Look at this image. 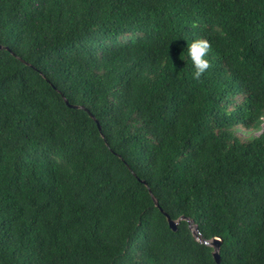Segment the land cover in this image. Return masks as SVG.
Segmentation results:
<instances>
[{
	"label": "trees",
	"instance_id": "trees-1",
	"mask_svg": "<svg viewBox=\"0 0 264 264\" xmlns=\"http://www.w3.org/2000/svg\"><path fill=\"white\" fill-rule=\"evenodd\" d=\"M0 45V264H264V0H0Z\"/></svg>",
	"mask_w": 264,
	"mask_h": 264
},
{
	"label": "clouds",
	"instance_id": "clouds-1",
	"mask_svg": "<svg viewBox=\"0 0 264 264\" xmlns=\"http://www.w3.org/2000/svg\"><path fill=\"white\" fill-rule=\"evenodd\" d=\"M211 43L207 39H196L192 41L188 46V57L190 58L194 71L192 73V78L199 80L201 76L212 66L210 61L206 58L211 50ZM198 231V229H197ZM195 234H196V232ZM198 236L197 234L195 235ZM198 240L201 241L197 237Z\"/></svg>",
	"mask_w": 264,
	"mask_h": 264
},
{
	"label": "water",
	"instance_id": "water-1",
	"mask_svg": "<svg viewBox=\"0 0 264 264\" xmlns=\"http://www.w3.org/2000/svg\"><path fill=\"white\" fill-rule=\"evenodd\" d=\"M1 47L2 46L0 45V48ZM90 115H91V117H94L91 113H90ZM151 196H152L155 204L157 205L156 199L154 198V196L152 194H151ZM179 219H181V217ZM167 220H168L169 226H171L172 228H175L177 226L178 221H173L169 217H167ZM186 220L189 222V226H191V220L189 218H186ZM194 230L197 231V228L195 226H194ZM221 241H222V239L220 237H212L211 239H208V240H205V239H203L201 241L199 240V242H202V243L209 245L213 248L212 256H213L215 262L218 264H219V252L218 251H219Z\"/></svg>",
	"mask_w": 264,
	"mask_h": 264
},
{
	"label": "rangeland",
	"instance_id": "rangeland-1",
	"mask_svg": "<svg viewBox=\"0 0 264 264\" xmlns=\"http://www.w3.org/2000/svg\"><path fill=\"white\" fill-rule=\"evenodd\" d=\"M192 230H194V227L191 225V227H190ZM194 232V231H193ZM194 234H195V232H194ZM198 238L200 239V236H198ZM197 239V238H196Z\"/></svg>",
	"mask_w": 264,
	"mask_h": 264
}]
</instances>
